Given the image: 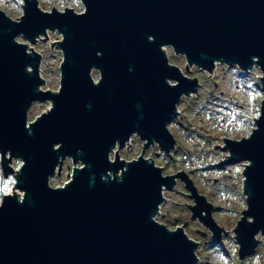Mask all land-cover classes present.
I'll use <instances>...</instances> for the list:
<instances>
[{
    "label": "water",
    "instance_id": "95a60500",
    "mask_svg": "<svg viewBox=\"0 0 264 264\" xmlns=\"http://www.w3.org/2000/svg\"><path fill=\"white\" fill-rule=\"evenodd\" d=\"M83 3V12H48L25 0L19 20L0 9V151L6 173L8 151L23 161L15 176L24 191L21 200L7 195L0 205V264H196L197 243L183 227L171 230L155 218L163 188L171 189L183 172L163 176L143 154L126 162L119 150L134 134L146 148L158 143L170 153L175 147L168 122L178 115L182 95L197 92L199 84L169 62L164 45L184 55L187 68L257 64L264 91V0ZM56 29L63 35L56 43L64 56L62 77L56 92L44 91L42 56L17 37L35 43ZM37 100L52 105L28 128ZM224 141L226 163L249 161L243 170L248 207L235 228L243 258L260 243L255 236L264 235V99L251 134ZM68 157L72 179L51 186ZM186 181L196 203L192 219L220 238L214 206Z\"/></svg>",
    "mask_w": 264,
    "mask_h": 264
},
{
    "label": "rangeland",
    "instance_id": "374dc122",
    "mask_svg": "<svg viewBox=\"0 0 264 264\" xmlns=\"http://www.w3.org/2000/svg\"><path fill=\"white\" fill-rule=\"evenodd\" d=\"M36 2L38 8L48 12L52 11L51 6L64 11L66 5L76 12L84 10L81 0ZM21 3L22 0H0V9L12 19L19 20L22 13ZM61 37L58 31H53L46 40H40L36 44L25 41L22 35L17 37L18 41L29 43L41 54L40 75L45 80V84L42 85V90L45 91L56 92L60 85L58 78L62 52L56 43ZM166 54L169 62L178 66L185 77L191 80L197 77L198 88L200 84L201 87L197 94L182 95L177 103L179 117L168 122V128L176 139V152L166 156L156 144L150 145L146 150L145 158H152L157 165L162 166L163 176L183 172L181 176L175 178L174 186L171 189L167 188L156 220L171 230L178 225L183 227L187 236L197 243L195 253L200 260H197L196 264H264V237L260 234L255 236L256 240L260 241L258 247L254 253L240 259L241 261L234 238L237 221L241 211L246 208L242 193V162L249 161L220 164L229 156V152L223 149L224 138L241 139L247 136L254 126L253 121L260 114L258 105L264 94L261 93L259 84L251 81L254 80V75H261L262 71L259 65H253L252 69H248V76L241 78L236 66L229 68L223 63L216 62L213 73L208 74L195 64L186 68L185 57L175 54L171 45H167ZM93 72V78L97 81L100 75L97 70ZM51 105V100L35 101L28 112V121L37 119ZM143 143L138 135L131 136L128 145L119 152L121 160L128 162L136 159L142 152ZM110 158L114 159V154L111 153ZM21 164L22 160L19 157L12 156L10 151L7 152L5 165L12 173L8 193H15L13 182ZM72 166V160L66 159L61 174L52 175L50 184L57 187L67 182L71 178ZM187 179L196 188V193L203 195L214 206L211 212L212 219L224 231L220 242L214 239L212 232L202 222L191 219L189 207L194 204V200L187 196L189 192L184 186ZM192 193L191 191L190 194ZM2 202L0 196V205ZM247 219L253 220L250 216Z\"/></svg>",
    "mask_w": 264,
    "mask_h": 264
},
{
    "label": "bare ground",
    "instance_id": "6f19581e",
    "mask_svg": "<svg viewBox=\"0 0 264 264\" xmlns=\"http://www.w3.org/2000/svg\"><path fill=\"white\" fill-rule=\"evenodd\" d=\"M57 30V29H56ZM49 35H50V30H47V32L45 33V34H42L41 36H45V37H49ZM40 36V37H41ZM61 36L63 37V35L61 34ZM61 37V38H62ZM58 42V41H57ZM26 44V43H25ZM27 46H28V51L30 52V53H32L33 54V52L32 51H30V45H28V44H26ZM58 48V47H57ZM166 48H167V46H163V49H164V51H166ZM255 61H257V60H255ZM254 65H257V64H254ZM252 69V68H251ZM94 73V72H93ZM174 83H176V82H174ZM39 89H43L42 88V86H40L39 87ZM45 91V90H44ZM176 109H177V106H176ZM32 123V121H28V124H27V127L29 128V126H30V124ZM117 149V147H115L114 148V150H113V152L115 151ZM127 168V166H125V168L123 169V170H121L118 174H117V176L116 177H118V178H121V175H122V171H124L125 169ZM109 175L112 177L113 176V172H109ZM68 181H70V179L68 180ZM167 190V188H163V196H165V194H166V191ZM15 193H13V195H19L20 194V196H19V199L21 200L22 199V195H23V193H24V191H18L17 189L14 191ZM155 218H156V214H155ZM223 231V230H222ZM223 233H224V231H223ZM262 237H264V235L262 236Z\"/></svg>",
    "mask_w": 264,
    "mask_h": 264
}]
</instances>
